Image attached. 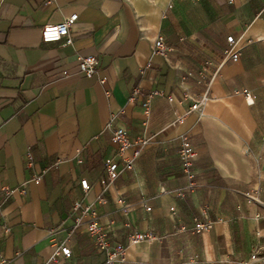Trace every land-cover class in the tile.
I'll return each instance as SVG.
<instances>
[{"label":"crops","instance_id":"crops-1","mask_svg":"<svg viewBox=\"0 0 264 264\" xmlns=\"http://www.w3.org/2000/svg\"><path fill=\"white\" fill-rule=\"evenodd\" d=\"M75 13L72 44L43 42L45 25ZM157 36L166 57L152 53ZM229 36L240 55L224 62ZM90 55L99 57L93 77L80 72ZM208 87L217 98L175 123ZM113 116L114 127L149 145L109 181ZM185 135L195 150L189 167ZM76 200L97 207L115 241L155 235L129 246L122 264H248L254 251L264 255V0H0V258L105 264L74 225ZM206 217L213 227L197 232ZM61 244L73 256L51 261Z\"/></svg>","mask_w":264,"mask_h":264},{"label":"built area","instance_id":"built-area-1","mask_svg":"<svg viewBox=\"0 0 264 264\" xmlns=\"http://www.w3.org/2000/svg\"><path fill=\"white\" fill-rule=\"evenodd\" d=\"M53 1V0H48ZM78 13L72 14L65 21L57 24H47L42 28V40L43 42L51 43L58 42L66 39V44H72L73 38L71 37L70 31L72 26L78 20ZM143 34L146 33V29L143 28ZM229 47L226 48L224 55V62L228 59L238 60L239 51L235 49V38L234 36L228 37ZM169 47L166 45L165 40L162 36H157L152 43V53L153 55L167 56ZM99 64V57L97 55H90L80 58V72L87 76L93 77L97 73V66ZM212 64V63H211ZM222 63L216 67L214 76L220 74ZM159 92H153L148 95L150 98L154 94ZM246 95L247 102L249 104L254 103V99L248 90H243ZM141 95V89L136 88L130 99L135 100ZM216 92L212 91L208 87L205 91L192 97V103L189 110L186 113L177 114L176 122H182L185 117L194 111H200L203 107L213 99H216ZM172 99V98H171ZM145 108V112L149 114L150 112V102L147 99L142 103ZM115 116L111 118L109 127H113V143L117 148V157L115 159L109 160L106 164V179L109 181H114L119 173V168L122 165L124 169L130 170L134 168L135 161L142 154L143 149L149 145V138L144 135H138L135 138L130 137L129 130L123 126L114 127ZM147 123V122H145ZM195 157V150L190 141L189 136L185 135L183 138V149H182V159L186 167L191 166L193 159ZM39 180V178H36ZM81 186L84 191L89 192L94 189V185L89 182L87 178L81 180ZM99 204H104L106 199L104 196H99L97 199ZM148 210H151L150 206H147ZM171 210L175 211V207ZM72 214L75 220V227L84 226L88 235L92 239L96 249L106 256L105 264H122L127 261V250L129 246L136 245L143 241H152L156 237L152 233L145 232H133L128 239L127 243H122L113 240L110 234V230L102 223L100 215L98 213L97 207L94 204H83L82 201L76 200L73 204ZM113 223V222H112ZM214 221L210 218L197 219L194 228L199 233L208 232L213 227ZM64 255L66 258H71L73 256L72 249L65 244H61L53 256L51 261H56L57 257ZM190 259H195L191 256ZM0 264H7L4 258H0ZM248 264H264V255H260L259 252L254 251L251 254V261Z\"/></svg>","mask_w":264,"mask_h":264}]
</instances>
